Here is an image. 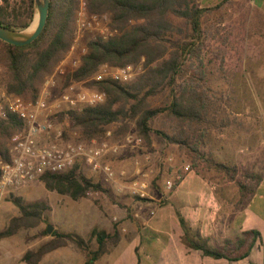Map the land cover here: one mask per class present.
I'll use <instances>...</instances> for the list:
<instances>
[{
  "label": "trees",
  "instance_id": "obj_1",
  "mask_svg": "<svg viewBox=\"0 0 264 264\" xmlns=\"http://www.w3.org/2000/svg\"><path fill=\"white\" fill-rule=\"evenodd\" d=\"M4 1L5 5L0 6V25L15 30L27 28L34 16L33 0H26L17 9L10 11L6 8L7 0ZM85 1L89 12L107 13L117 33L105 40L91 38L86 41L85 53L80 56L76 69L65 76L63 86L88 80L102 64L121 68L135 65L143 58L144 70L127 84L108 78L88 82L92 90L105 94L104 101L81 110H64L57 113L56 117L61 119L66 116L78 128L83 140L102 137L114 123H120L124 128L125 123L134 121L137 137L147 147H151L150 121L157 115H164L186 129L180 128L172 136L161 131L159 135L184 150L192 158L193 164L200 158L209 168L220 173L226 182L233 183L238 201L244 203L255 193L261 176L249 170L242 171L236 165L216 161L207 151L200 149L195 134L207 118L209 108L206 102L209 96L202 88V83L195 84L194 76H185L187 74L184 70L187 62L193 65L200 60L204 32L202 20L229 0H223L213 7H199L195 0ZM77 4L78 0H49L44 29L28 45L14 46L0 41V58L7 71L5 89L9 95L26 101L37 97L44 78L63 59L71 46ZM22 16L24 20H21ZM168 16L183 19L188 32L184 38L167 37L173 30L167 20ZM165 89L170 95L168 104L150 107L148 97ZM21 127V120L14 116L0 119V161L9 160L6 141ZM114 135L112 132V139H115ZM193 136L195 141L191 142ZM184 174V171H179L180 178L173 180L172 189L183 180ZM39 181L48 191L68 196L73 201L84 198L89 192H105L98 182L79 171L77 164L60 173H45L39 177ZM9 199L18 209L19 215L10 218L6 227L0 231V240L15 235L20 229L33 228L43 222V213L48 209L42 201L24 203L12 195ZM179 222L185 231L183 243L212 258L243 259L249 255L255 242L254 237L259 235L255 231H244L240 238L225 241L222 249H214L197 232L190 238L184 221L179 218ZM46 233L45 229L43 234ZM50 236V240L35 251H25L21 261L25 264H38L45 254L65 247L67 240H71L85 256L82 264H94L108 254L119 239L116 232L110 234L97 227L90 230L87 240L77 234L57 230H53ZM90 242L95 243L94 249L89 248Z\"/></svg>",
  "mask_w": 264,
  "mask_h": 264
},
{
  "label": "rangeland",
  "instance_id": "obj_2",
  "mask_svg": "<svg viewBox=\"0 0 264 264\" xmlns=\"http://www.w3.org/2000/svg\"><path fill=\"white\" fill-rule=\"evenodd\" d=\"M24 1L26 0H7V11L17 9ZM1 5H5L4 0H0ZM21 20H24V16ZM167 20L173 29L167 37L182 39L187 35V26L183 19L168 16ZM34 24L35 16L29 29H32ZM202 28L204 32L200 60L193 65L189 62L184 65L187 74L185 76L189 78L194 76L195 84L202 83V88L209 96L206 102L209 108L207 118L203 125L197 128L201 136L196 132V141L200 149L207 151L214 160L236 165L242 171L249 170L262 176L264 172V0H229L221 8L212 10L204 17ZM91 38V34H85L73 52L69 54L67 51L44 80L59 69L62 70V75L56 73L57 83L63 84L65 76L78 66L73 64L72 59L77 58L81 46L84 47L85 42ZM163 45L167 46L166 43ZM0 64L3 66L0 76L1 102L9 94L5 89L7 71L1 58ZM143 64V58L135 64L136 77L143 72ZM92 76L84 82L77 83V88L92 90L87 85L88 82L93 81ZM200 77L202 80H198ZM53 94L55 99L58 98V89L54 90ZM147 100L152 108L163 107L170 100L169 91L165 89L148 97ZM57 120L65 129L68 140H83L78 128L66 116ZM125 124L124 128L120 123L108 127L107 130L115 134V139H111L110 142L122 144L126 135L137 138L135 122L129 121ZM150 126L153 146L136 147L135 155L128 161L122 162L131 166L138 162L142 171L148 174L146 178L149 179L150 185L145 198L149 201L158 198L160 194L163 196L170 194L172 190H166V182L173 181L175 175L183 171L184 167H189L188 171H184V178H199L207 181L208 185H217L218 193L223 194L226 190L235 189L233 183L226 182L220 173L209 168L200 158L193 164L192 158L184 150L168 143L159 135L161 131L172 136L180 128L186 129L185 127L179 126L164 115L152 118ZM11 137L6 141L7 148L10 146ZM193 138L191 142L195 141L194 136ZM128 158L119 156L108 160L120 163ZM11 195L20 198L24 203L42 201L47 204L48 209L43 213V222L33 228L20 229L15 235L0 241V260L6 255L3 248H7L17 257L19 249L34 245L39 239L43 240L42 244L50 240L53 230L74 233L87 240L91 227L96 225L95 211H102L105 205L109 204L106 200L107 195L104 194L90 192L84 198L73 201L68 196L62 197L56 192L48 191L40 181H34L15 193L6 195L0 203L2 214L0 231L6 227L10 218L19 215L18 209L9 199ZM147 203L138 202L136 209L141 211ZM119 204L122 206L117 207L119 210H128L127 205ZM160 204L161 202L157 203L158 207L161 206ZM131 209L133 210L134 207ZM73 212H77L80 216L74 218L69 215ZM81 212L84 214L82 217ZM48 225L52 228L51 232L44 235L43 232ZM88 245L90 249L95 248L94 242ZM110 259L112 256H103L96 264H106ZM84 260V254L74 242L67 240L64 248L46 255L39 264H82Z\"/></svg>",
  "mask_w": 264,
  "mask_h": 264
},
{
  "label": "crops",
  "instance_id": "obj_3",
  "mask_svg": "<svg viewBox=\"0 0 264 264\" xmlns=\"http://www.w3.org/2000/svg\"><path fill=\"white\" fill-rule=\"evenodd\" d=\"M222 1L196 0V3L199 7H211ZM142 145L145 144L142 142ZM151 145L153 146V141ZM136 147L138 146L123 145L118 157L129 158L120 163L110 161L116 173V178L112 181L106 180L103 174L94 173L87 167L80 168L85 176L101 185L105 192L95 193L107 195L106 200L109 202L102 211H95L97 221L91 229L97 227L110 234L116 232L119 237L110 252L103 255L112 256L106 264H264V172L255 193L244 203L238 201L235 189L226 190L221 194L216 190L217 185H208L205 180L187 177L183 178L170 194L165 196L160 194L155 199L148 197L152 198V201H149L145 197L140 198L129 193L130 183L134 179L145 180L149 187L150 181L148 182L149 179L146 178L148 174L142 171L138 162H135L134 166L122 164L135 155ZM118 157L110 156L109 160ZM138 202L148 203L138 211L136 209ZM160 202L161 206L158 207L157 203ZM119 203L127 205L128 210H119L117 207H122ZM69 215L74 218L80 216L77 212ZM1 217L0 213V219ZM179 218L188 227L190 238L197 232L207 245L214 249H222L225 241L240 238L244 231H255L259 235L254 237V245L249 255L243 259L212 258L183 243L185 231L180 225ZM42 241L39 239L34 245L19 249L17 257L7 248H3L6 255L0 260V264H25L21 261L22 254L27 250L35 251Z\"/></svg>",
  "mask_w": 264,
  "mask_h": 264
},
{
  "label": "built area",
  "instance_id": "obj_4",
  "mask_svg": "<svg viewBox=\"0 0 264 264\" xmlns=\"http://www.w3.org/2000/svg\"><path fill=\"white\" fill-rule=\"evenodd\" d=\"M116 33L117 30L112 28L107 13H91L87 10L86 1L78 0L74 13V37L68 53L73 52L85 34L105 40ZM84 53L85 47L81 46L77 58L72 59L75 66L79 64V58ZM2 72L3 66L0 64V76ZM56 73L62 75V70L58 69L44 80L34 100L26 101L8 95L0 102V119L6 120L9 116H14L22 122L21 129L10 139L9 160L0 161V203L6 195L15 193L34 181H39L41 175L60 173L75 164L78 165L79 171L81 166H84L94 173L103 174L106 180L112 181L116 178V173L108 160L109 157L117 156L123 145H142L140 138L131 135H126L122 144L111 143L110 130L100 138L68 140L56 114L64 110H81L102 103L105 94L77 88V83L64 87L63 84L57 83ZM136 75L135 65L114 68L102 64L93 74L92 80L101 81L108 78L127 84L133 81ZM56 89H58V98L55 99L53 91ZM183 171H188V167H184ZM179 178L180 175L176 174L174 179ZM147 187L145 180H133L129 186V193L144 198ZM172 187L173 181L166 182V190L170 191Z\"/></svg>",
  "mask_w": 264,
  "mask_h": 264
},
{
  "label": "water",
  "instance_id": "obj_5",
  "mask_svg": "<svg viewBox=\"0 0 264 264\" xmlns=\"http://www.w3.org/2000/svg\"><path fill=\"white\" fill-rule=\"evenodd\" d=\"M35 9V24L32 29L29 26L22 30L9 29L0 25V41L14 45L24 46L32 43L44 29L46 24L49 0H33ZM51 226L48 225L46 232H51Z\"/></svg>",
  "mask_w": 264,
  "mask_h": 264
}]
</instances>
